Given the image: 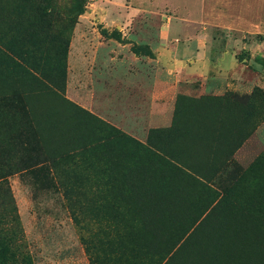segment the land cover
I'll return each mask as SVG.
<instances>
[{
    "label": "rangeland",
    "instance_id": "1",
    "mask_svg": "<svg viewBox=\"0 0 264 264\" xmlns=\"http://www.w3.org/2000/svg\"><path fill=\"white\" fill-rule=\"evenodd\" d=\"M73 2L22 7L36 8L33 18L45 14L46 39L71 26L63 86L48 71L0 73V202L8 189L18 221L0 224V233L15 235L20 251L6 264H91L81 236L95 233L104 248L113 215L97 216L95 208L77 215L83 180L91 202L98 172L123 171L122 163L105 169V156L99 170L100 147L125 161L138 157V169L156 164L153 191L167 213L178 212L174 202L199 194L200 180L186 170L173 174L132 140L142 144L150 129L173 121L196 118L198 158L187 162L196 160L198 175L217 190L249 166L264 183V0H84L85 10L69 20ZM21 14L28 22L29 10ZM18 34L0 28V47L14 59L7 44L20 43ZM134 46H148L152 56L135 54ZM255 89L261 92L249 105L214 99ZM152 114L160 121L149 127ZM112 185L105 187L109 203ZM124 215L129 222L131 214Z\"/></svg>",
    "mask_w": 264,
    "mask_h": 264
},
{
    "label": "trees",
    "instance_id": "2",
    "mask_svg": "<svg viewBox=\"0 0 264 264\" xmlns=\"http://www.w3.org/2000/svg\"><path fill=\"white\" fill-rule=\"evenodd\" d=\"M26 1L33 4L34 0H0V14L5 16V18L0 16V28L3 26L16 28L20 33L18 35L22 36L17 39L20 43L10 41L7 44L8 50L14 53L15 59L8 57L4 49L0 47V73L8 70L14 76L28 72L30 68L39 72L48 71L51 79L58 80L61 82L60 86H63L71 26L64 24L63 32L52 34L46 39L50 22L43 20L44 13L33 18L31 14L36 11V8H30V6L22 8L25 7ZM19 4L22 6H15ZM26 10L30 12L28 22L21 14ZM84 10V0H74L68 11L69 20L71 16L73 19L77 18ZM20 15L21 24H18L17 17ZM102 34L107 36V32H102ZM132 51L135 54L152 56V51L148 46H134ZM258 92H261L260 89H255L245 96L227 93L216 96L214 99L227 105L237 103L249 105L256 102ZM191 120L193 121L186 120L182 123L173 121L169 128H152L142 144L132 138L135 144L142 145L144 150L150 152V155L158 158L161 165H167L173 174L181 175L186 170L194 182L200 180L198 181L201 186L199 194L186 196L187 198L184 199L178 198L174 202L178 212L167 213L160 204L161 198L157 195L159 193L153 191L156 186L153 180L157 177V172L152 168L156 167V164L148 162L150 169H138L136 166H139V163L142 164L138 157L133 156L125 161L116 153H109L104 147L98 148L97 166L99 170L103 168L104 160L101 158L105 156V169L116 170L117 165L122 163L123 171H115L113 174L104 173V176L98 172L96 181L90 185V189L95 191V198L91 202L86 201L84 180L82 182L83 198L77 209V215L85 213L86 209L94 208L97 216L99 213L113 215L110 219L111 228H109L113 231L105 232L109 238L104 241L103 249L98 233L81 236L91 264H168L170 261L167 260L168 257L182 249L184 243H181L177 249L175 248L185 233L193 229L210 227L208 225L210 216L220 212L239 215L240 218L242 217V227L249 229L253 234L251 238L257 242L258 234H260L259 242L261 238L264 240V183L260 185L257 172L251 166L237 175L231 184L220 190H217L218 183L214 186L213 180L209 181L208 178L199 176L197 163H195L197 161L187 162L188 158H198L196 151L198 133L195 127L197 121L195 117ZM176 124L179 126H174ZM118 134L121 135V132L119 131ZM111 155L113 163L108 162ZM220 170L222 169L218 167L216 171ZM115 175L121 179L120 181H124L123 184L117 185L119 181L114 178ZM104 177L110 181L101 182L100 180L104 181ZM91 179L88 177L87 181ZM109 184H113L110 189L116 196L112 203L106 201L105 198L108 192L105 191V187ZM3 195L5 199L0 202V224L6 225L9 221H16L18 224L15 215L16 206L13 199L9 198L8 189H4ZM125 213L131 214L129 222L124 217ZM74 219L78 221L79 218ZM5 229L3 226L0 227V232H6ZM14 239L15 235L7 236L6 233L4 235L0 233V264H6L7 259L14 262L20 255L18 247L16 248L13 242ZM186 239H193V236L188 235Z\"/></svg>",
    "mask_w": 264,
    "mask_h": 264
},
{
    "label": "crops",
    "instance_id": "3",
    "mask_svg": "<svg viewBox=\"0 0 264 264\" xmlns=\"http://www.w3.org/2000/svg\"><path fill=\"white\" fill-rule=\"evenodd\" d=\"M155 86L159 85L155 82ZM153 116L152 114L148 120L149 127H154L156 122L160 121L158 117ZM241 219L239 215L229 212L212 214L208 224L210 227L185 233L175 248L184 243L182 249L168 257V264H264L263 238L259 242L258 234V240L255 242L251 238V231L242 227ZM188 235H192L193 239H186Z\"/></svg>",
    "mask_w": 264,
    "mask_h": 264
}]
</instances>
